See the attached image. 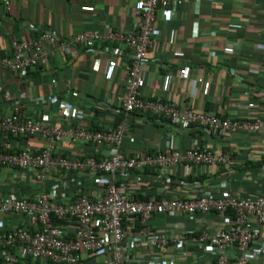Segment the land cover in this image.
<instances>
[{"label": "built area", "instance_id": "built-area-1", "mask_svg": "<svg viewBox=\"0 0 264 264\" xmlns=\"http://www.w3.org/2000/svg\"><path fill=\"white\" fill-rule=\"evenodd\" d=\"M183 1L135 0L139 18L128 30L86 27L68 38H62L55 30H43L31 41L13 40L10 56L0 58L1 66L28 77L32 69H45L57 52L66 53L73 45L84 52H95L98 44H105L111 45L115 54L107 60L105 78L112 80L120 67L126 72L125 91L120 96L122 105L113 110V126L104 129L69 124L70 119L83 117V110L70 103H63L52 114L25 115L26 93L14 99L9 90H3V99L10 109L0 115L1 168L19 173L33 170L39 183L46 182L54 172H89L106 176V180L100 195L91 197L80 191L66 203L56 189L41 193L35 200L0 193V216L22 218L21 222L8 224L9 227L0 226V264H80L87 258L98 257L107 258V264H264V192L239 196L211 191L193 197L141 199L125 182L118 181L119 175L129 170L152 167L172 172L181 164L187 169L192 165L223 166L231 158L229 151L216 153L198 146L126 155L122 145L134 112L163 117L179 128H202L211 136L264 132V117H223L181 108L172 100L143 97V70L151 61L150 50L158 42V10H164L171 19ZM0 4L6 12L11 10V0H0ZM82 10L94 12L95 7L85 5ZM227 47L232 52L234 46ZM125 48H130V56L122 65ZM190 73L191 66L184 64L178 77L188 79ZM174 78L172 73L164 75V92L171 91ZM94 106L100 108L101 103L97 101ZM21 135L41 137L44 144L9 151V139ZM64 139L90 145L92 153L78 158L61 156L57 149ZM105 149H110L109 154L102 153ZM157 214L188 217L186 224L192 226L179 231L157 228L152 222ZM209 216L218 219L214 229L203 222ZM138 247L151 253L143 255ZM169 247L176 251L167 257Z\"/></svg>", "mask_w": 264, "mask_h": 264}, {"label": "crops", "instance_id": "crops-1", "mask_svg": "<svg viewBox=\"0 0 264 264\" xmlns=\"http://www.w3.org/2000/svg\"><path fill=\"white\" fill-rule=\"evenodd\" d=\"M134 1L11 0L9 12L0 4V58L10 56L13 40L31 41L43 30H55L62 38L72 37L86 27L128 30L139 18ZM85 5L94 6L95 11H83ZM155 28L158 42L150 50L151 61L143 70V97L172 100L181 108L223 117H264V0H184L171 19L159 9ZM229 44L234 46L232 52L227 51ZM110 46L98 44L95 52H84L73 45L66 53L57 52L45 69H32L28 77L0 65V115L10 109L3 99V90H9L14 99L26 93L25 115L52 114L63 103H70L83 110V117L70 119L72 126H113V110L122 105L120 96L125 91L126 72L120 67L112 80L105 78L107 60L115 56ZM128 51L130 48H125L122 65L129 61ZM184 64L191 66L188 79L178 77ZM167 73L175 76L169 93L162 90ZM97 101L100 108L94 106ZM2 141L0 136V150ZM43 144L41 137L13 136L9 139V151ZM197 146L216 153L229 151L230 161L223 166L192 165L189 169L181 164L172 172L147 167L124 172L118 179L141 199L193 197L211 191L239 196L264 192V132L211 136L202 128H179L163 117L134 112L122 152L134 155L139 151L158 153ZM57 152L69 158L86 157L92 153V147L64 139ZM105 180L106 176L89 172H54L46 182L39 183L33 170L19 173L0 167V193L30 200L52 189L65 203L80 191L95 197L103 193ZM186 220L189 218L178 214H157L152 222L157 228L179 231L192 226ZM19 221L22 218L18 215L0 216L2 227ZM203 222L214 229L218 219L209 216ZM137 250L147 256L151 253L145 247ZM175 251L169 247L166 256ZM80 264H107V258H87Z\"/></svg>", "mask_w": 264, "mask_h": 264}, {"label": "trees", "instance_id": "trees-1", "mask_svg": "<svg viewBox=\"0 0 264 264\" xmlns=\"http://www.w3.org/2000/svg\"><path fill=\"white\" fill-rule=\"evenodd\" d=\"M118 181H120V179H118Z\"/></svg>", "mask_w": 264, "mask_h": 264}]
</instances>
